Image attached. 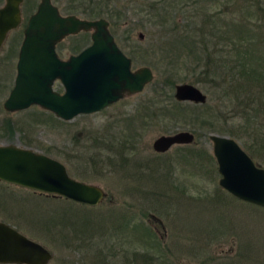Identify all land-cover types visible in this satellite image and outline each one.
I'll return each mask as SVG.
<instances>
[{
    "label": "rangeland",
    "instance_id": "obj_1",
    "mask_svg": "<svg viewBox=\"0 0 264 264\" xmlns=\"http://www.w3.org/2000/svg\"><path fill=\"white\" fill-rule=\"evenodd\" d=\"M200 1L52 0L63 15L106 18L132 68L146 65L154 73L141 93L64 121L38 106L17 112L3 107L14 85L23 29L40 2L23 0L22 22L0 49V144L45 153L65 164L73 178L106 192L91 207L0 181V221L45 246L52 253L48 264H143L126 260L128 250L148 246L137 237L141 230L134 232L136 225L162 241L165 259L159 264H264V208L219 186L209 138L228 135L246 149L258 139L255 134L264 138V110L249 109L251 97H264V70L250 78L246 73L264 67V0ZM152 3L158 9L150 12ZM237 22L247 34H235L231 23ZM237 37L235 51L230 38ZM90 42V32H80L65 37L57 51L67 58ZM253 47L256 52H246ZM203 48L216 60L213 82L202 74ZM230 65L246 72L228 89L230 84L220 80L231 82ZM184 82L204 91L207 103L175 105L174 86ZM181 130L193 132L195 144L174 145L162 154L153 150L159 135Z\"/></svg>",
    "mask_w": 264,
    "mask_h": 264
},
{
    "label": "water",
    "instance_id": "obj_2",
    "mask_svg": "<svg viewBox=\"0 0 264 264\" xmlns=\"http://www.w3.org/2000/svg\"><path fill=\"white\" fill-rule=\"evenodd\" d=\"M22 1L5 0L0 8V47L8 31L21 23ZM109 26L104 17L63 15L52 0H40L23 30L14 85L3 102L4 109L17 112L38 106L71 120L141 92L153 81V70L146 65L132 69L131 58L119 47ZM80 32H90V44L61 59L57 44ZM138 37L142 40L144 36L139 33ZM57 79L64 86L63 94L53 90ZM173 96L195 104L207 100L199 87L187 82L176 84ZM209 138L220 174L219 186L243 202L264 208V169L257 167L233 138L218 133ZM193 142L194 134L181 130L159 135L152 147L165 152L174 145ZM0 181L91 207L106 197L100 185L70 176L61 161L12 143L0 144ZM51 259L52 253L41 243L0 221V264H48Z\"/></svg>",
    "mask_w": 264,
    "mask_h": 264
},
{
    "label": "trees",
    "instance_id": "obj_3",
    "mask_svg": "<svg viewBox=\"0 0 264 264\" xmlns=\"http://www.w3.org/2000/svg\"><path fill=\"white\" fill-rule=\"evenodd\" d=\"M114 0H109V2L108 3H111V2H113ZM199 2H201L200 0H199ZM234 4H236V3H234ZM201 5V3L199 4V7H201L200 6ZM157 5L155 4V3H152V6H150V12L152 11V10H156V9H158V7H156ZM242 22V21H241ZM231 27H232V30H234L236 33V35H239L240 34V36H242V35H244V34H247L246 32H244L243 30H244V28H245V25H240V23L239 22H237L236 24L235 23H231ZM231 31V30H230ZM230 40H231V42H232V44H233V49L235 48V51L237 50L238 51V49H239V47H237L238 46V44H239V41H240V37H237V39L235 40V39H233V38H230ZM257 42H258V38H257ZM260 42H262V41H260ZM237 45V46H236ZM202 52L204 53V54H201V55H198L199 56V58H201V59H203L204 60V62L206 63L205 64V66H204V68H203V71H202V74L204 75V77H206V79H208L209 78V80H210V82H213L216 78H215V75H214V73H215V70H216V65L217 64H215V62H216V60H215V58H213V52L212 51H210V52H208L207 51V49L206 48H203L202 49ZM246 52H250V54L251 53H253V52H256V50H255V48L253 47V49L251 50V51H249V50H247ZM233 57V56H232ZM234 57H235V61H236V59L238 58L237 56H236V53L234 52ZM213 59H214V61H213ZM223 61V60H222ZM224 62V61H223ZM263 63H264V59H263V61H262ZM222 64V63H221ZM221 64H220V66H217V68H219V67H221ZM227 67V65H222V67ZM262 67V66H261ZM236 68H239L238 66L237 67H235V66H231L230 65V71L231 72H233V73H230V77H231V79L230 80H228V81H231L230 83H228L226 80H220V81H224L225 83H227V84H230V85H228V89L230 88V86H232L231 85V83H233V82H235V81H237L238 80V76H240L241 77V75H243V73H245L246 72V70L244 69L243 71L242 70H240V71H237L236 70ZM259 70L260 71H262V70H264V67H262L261 69H258V71H255V69H249V70H247V72L246 73H248L249 74V76H247V78H250V77H255L256 75L255 74H260L261 75V73H259ZM264 72V71H263ZM240 73V74H239ZM263 77H264V74L262 75ZM236 77V78H235ZM253 79V78H252ZM251 79V80H252ZM168 81L167 82H169L170 84H172V82L174 81L173 80V77L171 76V78H169V79H167ZM250 80V81H251ZM240 86V85H239ZM174 104L175 105H178V106H181L180 105V103H182V102H179V101H177V100H175L174 99ZM181 107H183V106H181ZM184 108V107H183ZM206 120V119H205ZM7 127L9 128V129H11V130H14V127H13V124L12 123H8V125H7ZM230 131V130H229ZM231 132V131H230ZM203 152H199L198 153V155L199 156H202L203 154H202ZM53 196V195H52ZM59 197V196H58ZM215 200H216V198H215ZM243 202V201H242ZM244 203H246V202H244ZM249 204V203H248ZM138 230H141V232L138 234V238L142 241L143 239H144V242L148 245V246H146V250H143L142 252H135L133 255V259H134V262H143V264H148L149 262H150V264H159L160 262H159V260H162V259H165V258H163L164 257V254L162 253V252H159V250H161V247H162V241H160L159 239H158V237L148 228V227H145V226H140V225H136L135 226V229H134V232H137ZM239 261V260H238ZM159 262V263H158ZM142 264V263H141Z\"/></svg>",
    "mask_w": 264,
    "mask_h": 264
},
{
    "label": "flooded vegetation",
    "instance_id": "obj_4",
    "mask_svg": "<svg viewBox=\"0 0 264 264\" xmlns=\"http://www.w3.org/2000/svg\"><path fill=\"white\" fill-rule=\"evenodd\" d=\"M22 3H23V1H22ZM22 3H21V5H22ZM4 5H5V0H4ZM3 5V6H4ZM21 5H20V12H21V22H22V11H21ZM2 6V7H3ZM59 8V7H58ZM110 23V22H109ZM21 24V23H20ZM19 24V25H20ZM18 25V26H19ZM17 26V27H18ZM16 27V28H17ZM16 28H14V29H16ZM109 28H110V26H109ZM14 29H11L10 31H12V30H14ZM24 30V29H23ZM10 31H8V33L10 32ZM111 31V30H110ZM8 33H7V35H6V38H5V40H4V42L2 43V46H3V44L5 43V41H6V39H7V36H8ZM114 38H115V36H114ZM115 40H116V38H115ZM22 42V41H21ZM61 42V41H60ZM59 42V43H60ZM117 42V41H116ZM58 43V44H59ZM58 44H57V46H58ZM118 44V43H117ZM21 45V44H20ZM1 46V47H2ZM57 46H56V50H57ZM1 47H0V49H1ZM120 47V46H119ZM20 48V47H19ZM13 51V50H12ZM11 51V52H12ZM81 51V50H80ZM79 51V52H80ZM79 52H77V53H73V54H70V55H74V54H78ZM124 52V51H123ZM57 53H58V51H57ZM125 53V52H124ZM12 54H15V50L12 52ZM10 55L9 57L10 58H13L15 55ZM17 55H16V57H17V59H16V61H15V69H16V65H17V61H18V55H19V50L17 51V53H16ZM126 54V53H125ZM69 55V56H70ZM127 55V54H126ZM12 56V57H11ZM58 56L61 58V59H67V58H62L61 56H60V54L58 53ZM128 56V55H127ZM128 57H130V56H128ZM131 58V57H130ZM131 60H132V58H131ZM132 65H133V60H132ZM133 69V68H132ZM16 75V74H15ZM15 79V78H14ZM246 83H248V85H250L251 86V88H252V81H249V82H246ZM255 85H256V83H255ZM147 86V85H146ZM145 86V87H146ZM196 86V85H195ZM257 86V85H256ZM53 90L55 91V92H57V93H59V94H63L64 93V86L62 85V83L60 82V80H55L54 81V83H53ZM144 90V89H143ZM142 90V91H143ZM141 91V92H142ZM141 92H139V93H141ZM204 92V91H203ZM205 93V92H204ZM257 93H258V91H257ZM136 94H138V93H136ZM206 94V93H205ZM134 95V94H133ZM127 96H129V95H125L124 97H122L121 99H119L118 101H116V102H114V103H112L111 105H109V106H112L113 104H115V103H117V102H119V101H121V100H123L125 97H127ZM206 97H207V94H206ZM264 98V97H263ZM261 96L259 97L258 95H257V97H251L250 99V102H251V104L249 105V109H251V110H253L254 111V113L255 112H257V113H259V112H262V110H264V99H263ZM175 99V98H174ZM208 99V98H207ZM179 102H181V101H179ZM207 103V100H206V102L205 103H202V104H199V105H204V104H206ZM195 104V103H194ZM109 106H107V107H109ZM253 106L255 107V108H253ZM107 107H104L102 110H104L105 108H107ZM42 109V108H41ZM44 110V109H43ZM102 110H100V111H102ZM47 111V110H46ZM48 112H50V111H48ZM97 112H99V111H97ZM51 114H53L55 117H57L54 113H52V112H50ZM94 113V112H93ZM91 114V113H90ZM58 119H60V120H63L62 118H59V117H57ZM64 121H68V120H64ZM212 121H214V120H212ZM211 122V121H210ZM209 122V123H210ZM193 133V132H192ZM194 134V133H193ZM220 135H223V134H220ZM226 136H228V135H226ZM255 136H258V139L256 138V139H254L253 141H252V143L251 144H249L248 146H247V149L246 148H242L241 146V148L246 152V154L250 157V159L254 162V164L257 166V167H261V168H263L264 169V138L262 137V136H259V135H256L255 134ZM230 137V136H229ZM232 138V137H231ZM195 134H194V142L192 143V144H189V145H193V144H195ZM235 140V139H234ZM236 141V140H235ZM212 143V142H211ZM238 143V142H237ZM240 145V144H239ZM153 148V147H152ZM127 149H129V147L127 146V145H125V150H127ZM171 149V148H170ZM169 149V150H170ZM154 150V149H153ZM169 150H167V151H169ZM155 151V150H154ZM167 151H165V152H167ZM156 153H159V154H162V153H165V152H157V151H155ZM212 155H213V153H212ZM213 158L215 159V157H214V155H213ZM122 160L120 161L121 163H123L124 162V159H126V157L125 156H123L122 158H121ZM128 159V158H127ZM216 161V160H215ZM117 162H119V161H117ZM129 163V162H128ZM217 164V163H216ZM217 172H218V170H217ZM220 175V174H219ZM133 180H135V179H133ZM223 189V188H222ZM105 191V190H104ZM105 199V198H104ZM103 199V200H104ZM102 200V201H103ZM101 201V202H102ZM154 216V215H153ZM128 217H131V216H128ZM149 217L152 219L153 217L151 216V214H149ZM155 218H153V220H156L157 222H158V224H160L161 226H162V228H163V224H162V221L158 218V217H156V216H154ZM130 218H127V222H126V224L127 225H129L130 223ZM134 254V252H133V250H131V251H127V255H126V260H127V263H129V261H132L133 260V255ZM115 258V257H114Z\"/></svg>",
    "mask_w": 264,
    "mask_h": 264
}]
</instances>
